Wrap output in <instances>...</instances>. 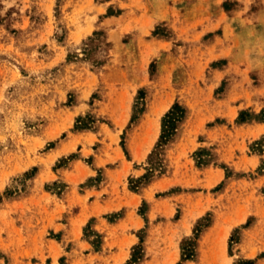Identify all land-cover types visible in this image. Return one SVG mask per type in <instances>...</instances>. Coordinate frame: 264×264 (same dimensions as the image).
<instances>
[{"label": "rangeland", "instance_id": "obj_1", "mask_svg": "<svg viewBox=\"0 0 264 264\" xmlns=\"http://www.w3.org/2000/svg\"><path fill=\"white\" fill-rule=\"evenodd\" d=\"M101 223L125 264H264V0H0V264H117Z\"/></svg>", "mask_w": 264, "mask_h": 264}, {"label": "crops", "instance_id": "obj_2", "mask_svg": "<svg viewBox=\"0 0 264 264\" xmlns=\"http://www.w3.org/2000/svg\"><path fill=\"white\" fill-rule=\"evenodd\" d=\"M217 173L219 174V176H222V170H218ZM101 193V191L98 190H94V191H88V193L86 192V194L83 196L84 197V201L83 203H85V198H89V201L87 202V208H85V204H81V209H79V212L77 214L76 219L78 220V222H81L82 224H84V222L88 221L90 218L93 217H100L103 216L104 214H107L109 212H112L114 210H118V208H120V206H113L111 205V197L106 198L105 200H100L99 199V194ZM95 196L96 199L91 201L90 197ZM130 207H132V209L135 210V208L138 207V204L134 203L132 204ZM128 211H130L129 208ZM76 219H72L70 224H75ZM124 220H127V217L123 218ZM102 224H96L95 225V229L98 230L100 233L101 232H105V236L104 238V242L102 243L101 246V250L100 251H95L94 253H91V255H94L93 257H96L97 255H100L101 253H104L105 251H107V249L112 248V253H111V258L114 259L115 263L117 264H125L127 262V260L129 259V257L131 256V251L132 248L139 242L138 237L136 236V234H134V232L131 230L130 233L129 232H125L123 234H121L119 237L118 236H112L111 235V229L106 230V229H102ZM71 225V226H72ZM82 226V225H81ZM142 227V223L141 221H137V225H136V230ZM71 230V228H69ZM68 231L67 233H71V231ZM118 237V238H117ZM87 247H90L91 245L89 243H86ZM104 250V251H103Z\"/></svg>", "mask_w": 264, "mask_h": 264}, {"label": "trees", "instance_id": "obj_3", "mask_svg": "<svg viewBox=\"0 0 264 264\" xmlns=\"http://www.w3.org/2000/svg\"><path fill=\"white\" fill-rule=\"evenodd\" d=\"M139 94H140L139 99H144L145 93L142 91H139ZM144 111H145V108L142 107V109L140 110V114L144 113ZM187 112H188L187 108L184 107L179 102L175 103L172 106V108L168 111V113L164 116L162 120V134L160 137V141L158 143V147H161L163 144H167L169 141H171L175 137L177 133L178 125L186 118ZM138 118L139 117L137 115H134L132 118V122H135ZM249 119H252V117L246 119L245 113L244 112L240 113L239 122L244 123ZM210 223H211L210 219L205 224H204V219L200 220L194 230V236L191 238L185 239L182 242V245H181L182 246V259H181L182 263L187 262V261H192L196 258L197 256V246L196 245H198V240L200 238L202 231L205 228L210 227L211 225ZM140 239H141V244H143L144 243L143 237H141ZM231 240L233 241V236ZM137 259H140V258H139V254L136 253L133 255L130 263H127V264H135ZM241 264H255V260L242 261Z\"/></svg>", "mask_w": 264, "mask_h": 264}, {"label": "bare ground", "instance_id": "obj_4", "mask_svg": "<svg viewBox=\"0 0 264 264\" xmlns=\"http://www.w3.org/2000/svg\"><path fill=\"white\" fill-rule=\"evenodd\" d=\"M167 105H165L162 109H166L167 107H166ZM226 238V237H225Z\"/></svg>", "mask_w": 264, "mask_h": 264}]
</instances>
